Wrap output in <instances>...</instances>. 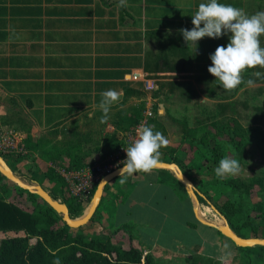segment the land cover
I'll return each mask as SVG.
<instances>
[{
  "label": "crops",
  "instance_id": "1",
  "mask_svg": "<svg viewBox=\"0 0 264 264\" xmlns=\"http://www.w3.org/2000/svg\"><path fill=\"white\" fill-rule=\"evenodd\" d=\"M248 4L249 0H0V121L36 142L53 129L92 117L107 137L118 133L124 142L134 124L125 131L121 127L143 100L145 110L151 109L152 95L162 88L158 76L171 73L164 60L190 51L192 39L202 45L206 38L238 31L224 28L223 22L242 21ZM132 74L147 76L153 88L146 89ZM106 136L72 148L81 152L82 164L104 158ZM63 159L67 164L69 157L64 154ZM142 173L139 179L146 183L135 185L134 191L142 189L135 199L129 190V200L119 204L104 190L99 205L109 194L113 207L110 216L106 209L100 215L99 232L111 234L120 227L115 226L118 205H124L121 210L129 217L130 206L135 201L144 206V198H155L153 203L161 202L162 207L187 206L196 222L191 201L172 174ZM112 181L104 189L113 187ZM197 226L204 225L193 227Z\"/></svg>",
  "mask_w": 264,
  "mask_h": 264
},
{
  "label": "rangeland",
  "instance_id": "2",
  "mask_svg": "<svg viewBox=\"0 0 264 264\" xmlns=\"http://www.w3.org/2000/svg\"><path fill=\"white\" fill-rule=\"evenodd\" d=\"M246 13L247 16L242 19L238 31L223 36L227 44H230L229 50L209 51L206 45H198L196 40L192 39L190 51L185 50L172 61L164 60L163 65L171 73L158 76L162 78L157 81L162 88L152 95L149 102L155 114L153 128L147 132L146 137V150L150 153L158 157L167 155L178 146L185 126L204 125L210 131H215V124L240 125L245 129L255 128L257 132L259 130L264 134V0H249ZM207 39L206 42L209 40ZM238 62L245 65L248 70L242 71ZM228 64L231 65V71L227 69ZM216 66L222 71L220 77L218 71H215ZM182 70L185 71L181 72ZM174 79L183 80L181 82L184 84L191 83L195 93L190 99L186 97L185 85L184 87L176 85L180 81ZM219 104H225L226 107L221 108ZM146 106V101L143 100L136 107V115L129 118L126 125L121 127L122 131L133 125L135 118L143 114ZM93 119L92 117L78 119L70 125L53 129L48 135H43L39 142L42 145H55L72 154L75 150L72 148L78 144L91 142L92 145L107 135V131L100 128ZM251 140L245 147L244 156H240L238 150L231 144H224V156L218 168L221 180L262 175L264 142L259 140L256 133L252 135ZM111 155L96 163L107 160ZM5 160L14 173L25 182L40 180L41 184L38 183L51 195H55V185L44 177L46 168L53 163L42 160L39 153L29 150L24 157L15 161H11L9 157H5ZM142 172L135 174L130 171L121 175L122 177L113 179L111 183L113 187L104 190L112 192V196L117 197L119 204L129 200L125 197L129 190H133L132 197L135 199L136 194L142 190L134 191L135 185L146 183L139 179L141 174H144ZM190 177L195 180L194 186L208 201L211 202L209 196L217 198L218 190L211 186L212 176L209 172L201 170L193 176L190 174ZM4 188L9 189L7 200H14L16 192L6 187V181L0 179V191L2 192ZM180 188L187 196L182 185ZM251 196L252 202L261 199L258 186L252 189ZM58 199L62 201L60 197ZM144 199L142 202L144 206H138L136 203L139 202L136 201L130 206L129 217L123 214V209L121 210L120 206L124 205L117 206L116 222L119 224H115L116 228L124 224L128 227L115 235L117 237L115 241H120L125 246L132 245L150 251L160 264H264V248L257 246L248 250L240 249L213 228L191 226L193 221L187 206L180 208L176 204H171L162 207L161 202L153 203L155 198ZM199 203V211H202L203 218L223 224L203 198H199ZM19 204L25 209L30 208L24 199L20 198ZM145 206L146 210L143 208ZM111 207L113 202L107 194L90 222L82 227L83 230L99 232L98 228L102 226L100 215L104 209L111 210ZM85 210L83 209L78 216L84 214ZM110 210L107 215L110 214ZM102 230L104 231L103 228ZM240 232L249 235L250 228H241ZM34 241L35 239H31V242Z\"/></svg>",
  "mask_w": 264,
  "mask_h": 264
},
{
  "label": "trees",
  "instance_id": "3",
  "mask_svg": "<svg viewBox=\"0 0 264 264\" xmlns=\"http://www.w3.org/2000/svg\"><path fill=\"white\" fill-rule=\"evenodd\" d=\"M208 39L202 46L206 45L209 51L217 49L218 52H223L230 49V44H227L223 37ZM238 64L242 71L248 70L241 62ZM227 69L232 70L230 64ZM215 71H218L219 77L222 76L219 66H216ZM176 85L183 87L185 85L187 99L195 93L191 83L180 82ZM219 107L225 108L226 105L219 104ZM141 116L140 114L139 118H135L133 124H136ZM154 117L151 119L152 123ZM214 127L215 131H210L204 125L185 126L178 146L163 157L153 155L146 150L145 141V148L141 154L131 157L119 166L141 158L175 162L193 183L195 180L190 174L193 176L201 170L207 171L212 176L211 186L218 190L217 198L209 196V199L225 216L232 229L242 237H264V172L260 176L245 179L221 180L218 176L225 143L231 144L238 150L240 156H244L245 147L251 143L252 135L258 134L259 140L264 142V134L259 130L257 132L255 128L245 129L240 125L215 124ZM117 136L118 133H114L104 138L101 150L103 157L115 153L124 144ZM211 141L214 143L211 144ZM25 144L27 149L39 153L40 158L45 162L62 164L67 169L85 166L80 160L81 152L78 150L69 154L55 145L33 142L30 136H26ZM64 154L69 157L67 164L64 163ZM162 172L167 171L162 170ZM44 177L55 185L56 193L53 197L62 199L71 217L78 216L85 206L66 193L64 184L54 169L47 167ZM0 179L6 181V187L14 190L18 196L14 200H7L9 189L4 188L2 192L0 191V264H160L150 251L144 253V250L132 245L125 246L120 241H115L117 238L115 233L126 229L127 224L120 226L111 234L88 232L82 227L69 228L38 196L18 188L2 176ZM37 181L41 184L40 180ZM255 186H258L261 199L252 202L251 192ZM20 198L27 202L29 209L21 207ZM191 225L197 223L193 222ZM241 228H250V234H242ZM31 239L35 241L31 242Z\"/></svg>",
  "mask_w": 264,
  "mask_h": 264
},
{
  "label": "water",
  "instance_id": "4",
  "mask_svg": "<svg viewBox=\"0 0 264 264\" xmlns=\"http://www.w3.org/2000/svg\"><path fill=\"white\" fill-rule=\"evenodd\" d=\"M224 28H240L241 21L229 20L223 22ZM163 170L172 174L173 177L183 186V189L191 201L192 213L195 221L199 224L209 228L215 229L223 237L229 239L236 247L249 248V247H264V237H242L238 235L231 227L225 216L210 202L206 197L197 190L193 182L183 173L182 169L175 162H166L158 159L141 158L138 160L129 161L117 168L107 172L98 181L94 193L87 204L89 206L87 212L78 217H71L67 205L54 198L48 191H46L38 182L32 181L27 183L21 177H18L6 160L0 156V175L9 182L16 185L18 188L25 190L38 196L48 207H50L58 216H60L62 222L69 228L77 229L85 226L92 216L94 215L100 200L102 198L105 186L113 179L126 174L130 171L137 170ZM199 198H203L210 208L224 220L223 225H216L213 221L202 219L197 215V208Z\"/></svg>",
  "mask_w": 264,
  "mask_h": 264
},
{
  "label": "built area",
  "instance_id": "5",
  "mask_svg": "<svg viewBox=\"0 0 264 264\" xmlns=\"http://www.w3.org/2000/svg\"><path fill=\"white\" fill-rule=\"evenodd\" d=\"M132 77L134 79L139 78L146 89L153 88L152 82L147 76L132 74ZM153 117L152 110L150 108L146 109L139 121L125 133L124 144L118 152L101 163L85 165L77 169H67L62 164H49L48 167L53 168L61 179L66 193L83 206H86L98 181L105 173L144 151L147 132L153 127L151 121ZM28 151L25 136L21 132L5 126L0 121V156L4 159L9 157L11 161H15L24 157Z\"/></svg>",
  "mask_w": 264,
  "mask_h": 264
},
{
  "label": "bare ground",
  "instance_id": "6",
  "mask_svg": "<svg viewBox=\"0 0 264 264\" xmlns=\"http://www.w3.org/2000/svg\"><path fill=\"white\" fill-rule=\"evenodd\" d=\"M88 208H89V206H87V205L84 207V209H86L85 212H84V214L87 212ZM201 214H202V211H199V205H198V208H197V215H198V217H200V218H202V219H205V218H203V217L201 216ZM219 218L222 220V223L224 224V220H223V218H221L220 216H219ZM215 224H216V225H223V224H217V223H215Z\"/></svg>",
  "mask_w": 264,
  "mask_h": 264
}]
</instances>
